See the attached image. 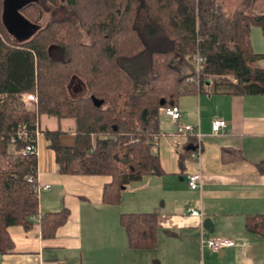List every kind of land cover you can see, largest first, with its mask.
<instances>
[{
  "label": "trees",
  "instance_id": "trees-1",
  "mask_svg": "<svg viewBox=\"0 0 264 264\" xmlns=\"http://www.w3.org/2000/svg\"><path fill=\"white\" fill-rule=\"evenodd\" d=\"M45 1L55 18L37 27V2L15 0L11 12L9 0H0V255L14 251L10 227L30 231L38 219L41 237L51 239L68 218L67 209L40 215L37 157L19 154L20 141L11 144L20 126L31 134L42 116L74 120L72 146L61 145L60 129L41 131L57 172L109 176L102 201L117 206L131 183L162 173L152 148L163 109L187 94L264 95V69L255 67L264 60V6L253 13L264 0H241L230 14L217 0ZM22 26L18 41L11 27ZM252 27L262 31L260 55L252 51ZM195 55L203 60L200 73ZM76 82L85 94L69 93ZM24 94L35 95L32 110ZM198 146L186 135L180 168L195 160ZM226 156L243 159L231 149ZM256 169L264 175V161ZM119 223L130 249L156 246L155 214H121ZM246 229L264 238V215L248 217Z\"/></svg>",
  "mask_w": 264,
  "mask_h": 264
},
{
  "label": "crops",
  "instance_id": "crops-1",
  "mask_svg": "<svg viewBox=\"0 0 264 264\" xmlns=\"http://www.w3.org/2000/svg\"><path fill=\"white\" fill-rule=\"evenodd\" d=\"M235 1L238 4L241 0ZM8 4L12 12L15 0ZM263 6L264 1L253 13ZM11 31L16 40L24 39L23 26L20 30L11 27ZM250 43L255 55L263 53L260 28H251ZM255 67L264 69V60L257 61ZM177 104L178 123L191 126L201 136L199 159L180 168L178 152L186 135L178 133L177 125L161 112L160 135L152 154L158 156L162 173L131 183L117 206L102 201L109 176L58 174L54 152L41 131L60 129L61 145L72 146L75 122L42 116L41 133L36 138L40 215L67 209L68 218L51 239L41 237L38 219L32 220L30 231L10 227L15 248L0 255V264H264V238L246 229L248 217L264 215V175L256 169L264 161V95L196 93L182 95ZM215 119L226 122L222 133L212 132ZM224 149L239 151L243 159L222 158ZM189 174L201 175L200 190L189 189ZM190 209L201 213L202 218L192 217ZM121 214H155L156 246L130 249L119 223ZM204 219L212 222L213 229L212 233L204 230L205 237L225 239L226 248L201 250Z\"/></svg>",
  "mask_w": 264,
  "mask_h": 264
},
{
  "label": "built area",
  "instance_id": "built-area-1",
  "mask_svg": "<svg viewBox=\"0 0 264 264\" xmlns=\"http://www.w3.org/2000/svg\"><path fill=\"white\" fill-rule=\"evenodd\" d=\"M203 60L198 56L195 55L193 58V66L196 73H200L202 70ZM190 81V80H189ZM36 97L33 94H24L21 96V102L24 106L31 107L33 109L34 105L36 104ZM162 113L170 118V120L177 125V131L181 134H194L197 138L199 146L197 148V152L195 154V160H198L202 151V147L200 144V134L199 132L188 125H181L179 124L180 119V110L177 106L168 107L162 110ZM226 128V122L221 119H215L211 124V129L214 134L222 133ZM40 135V130L35 128L31 134L28 133V130L25 125H22L18 128L15 137L11 139V144H15L17 141H20L24 144V148H22L18 153L23 156H36L37 149H36V138ZM30 181V179H29ZM187 184L189 189L193 191H198L201 188V175L200 174H189L187 175ZM35 190L39 192L38 185L35 187ZM189 214L195 218H202V214L196 211L195 209H190ZM200 248L201 250L207 249L211 252H218L228 246V241L225 239H218V238H206L205 231L203 228H200Z\"/></svg>",
  "mask_w": 264,
  "mask_h": 264
},
{
  "label": "rangeland",
  "instance_id": "rangeland-1",
  "mask_svg": "<svg viewBox=\"0 0 264 264\" xmlns=\"http://www.w3.org/2000/svg\"><path fill=\"white\" fill-rule=\"evenodd\" d=\"M34 2H37L39 8H40V18L39 20L36 22L37 27H43L45 26L48 22H50L54 17L53 15V10L48 6V4L46 3L45 0H34ZM237 4V1L235 0H217V6L222 8L223 11H225L227 14H230L232 12V9L234 7V5ZM260 5L255 8V10L259 9ZM76 78H73L71 81H73ZM71 84V86H70ZM68 86V91L69 93L73 96H78L80 94V89L77 86V82L76 83H70ZM85 94L84 90L83 92L80 94L83 95ZM26 109L28 110H32L31 107H27ZM44 127V125H42ZM48 126L50 127V125L48 124ZM48 128V127H47Z\"/></svg>",
  "mask_w": 264,
  "mask_h": 264
},
{
  "label": "water",
  "instance_id": "water-1",
  "mask_svg": "<svg viewBox=\"0 0 264 264\" xmlns=\"http://www.w3.org/2000/svg\"><path fill=\"white\" fill-rule=\"evenodd\" d=\"M94 105L95 106H99L98 102L94 101ZM203 229L208 232V233H212L213 229H212V222L209 219H204L203 223H202Z\"/></svg>",
  "mask_w": 264,
  "mask_h": 264
}]
</instances>
